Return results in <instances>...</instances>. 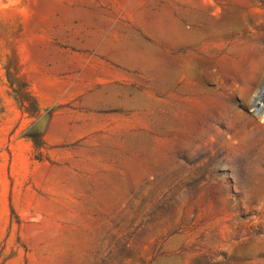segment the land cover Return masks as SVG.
<instances>
[{
    "label": "rangeland",
    "instance_id": "obj_1",
    "mask_svg": "<svg viewBox=\"0 0 264 264\" xmlns=\"http://www.w3.org/2000/svg\"><path fill=\"white\" fill-rule=\"evenodd\" d=\"M239 31L264 0H0V264H264V107L217 130Z\"/></svg>",
    "mask_w": 264,
    "mask_h": 264
},
{
    "label": "bare ground",
    "instance_id": "obj_2",
    "mask_svg": "<svg viewBox=\"0 0 264 264\" xmlns=\"http://www.w3.org/2000/svg\"><path fill=\"white\" fill-rule=\"evenodd\" d=\"M182 12L185 21L190 23L192 29L199 30L204 13L195 7L191 9L187 5L182 7ZM208 42L205 40L203 44L208 45ZM228 46L231 61L235 66L237 65L239 75L231 77L227 81L228 89L220 92L229 101H238L229 105V110L220 120L222 123H218L217 130H225L230 137H234L236 134L234 130L244 131L246 127H254V120L245 115V107L248 106L258 115L262 113L261 110L264 107V33L258 37L239 31L230 37ZM227 125H230L232 129L227 128Z\"/></svg>",
    "mask_w": 264,
    "mask_h": 264
}]
</instances>
